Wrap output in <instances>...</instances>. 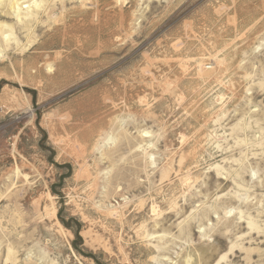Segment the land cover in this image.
Wrapping results in <instances>:
<instances>
[{
    "label": "rangeland",
    "instance_id": "obj_1",
    "mask_svg": "<svg viewBox=\"0 0 264 264\" xmlns=\"http://www.w3.org/2000/svg\"><path fill=\"white\" fill-rule=\"evenodd\" d=\"M0 264H264V0H0Z\"/></svg>",
    "mask_w": 264,
    "mask_h": 264
},
{
    "label": "bare ground",
    "instance_id": "obj_2",
    "mask_svg": "<svg viewBox=\"0 0 264 264\" xmlns=\"http://www.w3.org/2000/svg\"><path fill=\"white\" fill-rule=\"evenodd\" d=\"M204 66V65H203Z\"/></svg>",
    "mask_w": 264,
    "mask_h": 264
}]
</instances>
